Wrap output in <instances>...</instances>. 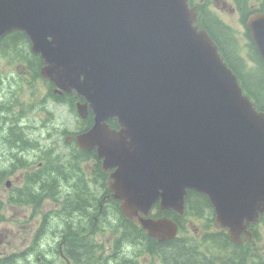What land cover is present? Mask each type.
I'll return each instance as SVG.
<instances>
[{
  "label": "water",
  "instance_id": "water-1",
  "mask_svg": "<svg viewBox=\"0 0 264 264\" xmlns=\"http://www.w3.org/2000/svg\"><path fill=\"white\" fill-rule=\"evenodd\" d=\"M246 24L264 61V13ZM13 29L51 64L49 76L90 101L95 124L78 144L117 166L114 195L148 234L169 239L176 224L138 212L160 197L182 213L187 188L209 196L235 241L264 211V111L188 0H0V36ZM112 117L118 131L100 126Z\"/></svg>",
  "mask_w": 264,
  "mask_h": 264
},
{
  "label": "trees",
  "instance_id": "trees-1",
  "mask_svg": "<svg viewBox=\"0 0 264 264\" xmlns=\"http://www.w3.org/2000/svg\"><path fill=\"white\" fill-rule=\"evenodd\" d=\"M201 23L202 25L208 30L210 31V33L212 34V30H210V28L208 27V23L205 21V19L203 18V16L201 15ZM217 23H214V28L213 30L215 31V33H217L218 35V31L219 29L216 28ZM213 26V25H212ZM218 29V30H217ZM214 33V32H213ZM214 39L218 42L217 36L215 34H213ZM11 38H12V49L14 50V56L19 59V60H23V61H28V64L33 63L35 68L40 65L41 60L35 56H32L31 54L28 53V55L25 53L26 51H28V47H27V43L23 42V41H27V37L24 35L23 32L21 31H17L14 30L12 32L9 33V35L6 37V41L7 43L11 42ZM220 38V37H219ZM22 42V43H21ZM219 43V42H218ZM222 51V55L224 56L227 64L229 65V67L237 74V76L239 77L240 81H241V85L244 88V91L248 94H250V96L254 97V90L258 91L259 89L262 88V91H264V77H260V76H251L249 73H247V70H245V63L243 61V59L237 58L236 56H234L233 54H230L226 51L223 50V48H221ZM11 57H13L11 55ZM258 65L261 68H264V64L262 63L261 60L258 61ZM257 66V65H256ZM264 76V75H263ZM256 77V78H255ZM256 87H259V89L257 90ZM257 106L261 109H264V99L263 100H259V99H255ZM111 124H115V121H111ZM72 176H68L67 178L63 177L53 171H42V173H40L39 178L35 179L33 182L35 181H43V182H53V184H57L56 180L58 182H62L64 184L66 193L70 194L67 195V197H69V199H67L68 205H72L74 206L76 203H80V201H84L82 199V196L79 194L78 190H77V182H71ZM52 185V187L55 188V186ZM70 191V192H69ZM210 208V205L208 203L207 198L200 194L197 193L193 190H188L186 195H185V212L186 214H194V215H198L201 216L204 214V212ZM114 209V207H113ZM115 211V209H114ZM157 214H159V210H156ZM169 217L175 219L176 221L179 222V224L181 225V221L179 220L180 216L175 214L172 211H167L166 213ZM261 220L264 222V215L262 216ZM129 231L128 234H130L129 232H131L129 239L133 240L134 239V235H139L140 232L139 231H133L135 225L131 222L128 221L126 222ZM183 226H180V228ZM146 240L150 242L151 246L150 248L153 251L159 252L161 254V256H166L168 258L169 261H171L172 263H176V264H192L195 261L198 260H203V258H206L204 256V254H202V252H206L209 251V261L210 263L213 262V260L217 259L219 257V253H220V248H213L210 244H207V247H200L198 248V250L193 247V246H189L183 243V239L179 238L177 240L173 239L171 241H169L167 246L163 245L164 243L158 244L155 242L154 239H152L151 237L145 236ZM208 237L214 241H216L219 245V241L217 239V237L211 233L208 234ZM74 240H71V251H74L72 248H74ZM76 242V241H75ZM77 247H78V242H76ZM232 243H230V241L228 240L227 236L225 235V240H224V244L222 246H225L224 249H228ZM232 247V246H231ZM230 247V248H231ZM242 252L235 254L237 258L239 259H244L246 257V254L244 252V248L241 247ZM234 252H237V248H234ZM191 258H193V260H191ZM1 263V262H0ZM2 264V263H1ZM260 264H264V261H261Z\"/></svg>",
  "mask_w": 264,
  "mask_h": 264
},
{
  "label": "rangeland",
  "instance_id": "rangeland-1",
  "mask_svg": "<svg viewBox=\"0 0 264 264\" xmlns=\"http://www.w3.org/2000/svg\"><path fill=\"white\" fill-rule=\"evenodd\" d=\"M220 5H217L216 11L218 13V15L225 20L228 23H231L235 26V28L239 31L238 34H241V30H243L242 25L240 24V22L238 21V18H236V16L232 17L229 14L220 11ZM241 47L243 49V51L245 52V39L244 37L241 39L240 41ZM243 58H247V54L245 52V57ZM250 64V63H249ZM13 72H19L22 73L23 69L16 66L14 69H12ZM46 86L45 82L44 84H40L39 87L44 89ZM65 123L66 126L70 128V126L72 127L73 122H74V113L69 111V109H67L66 107V112H65ZM1 212L5 215V220L0 222V249L4 246L7 245L8 242L11 243L12 246L16 245L15 248L18 250L21 246L25 245L28 242V236L26 235V233L24 232H20L18 233V235H14L16 234V228L19 226L24 227V230L26 231L27 228L30 226L29 224H26V222H24L21 218L22 213L20 212L18 207H3L1 209ZM24 215H28V214H23ZM204 224V221L198 218H192L187 222V227L189 231L194 230V228H202ZM260 231L263 234V238H264V228L260 227ZM24 243V244H23ZM260 244H262V246H264V240L260 242ZM12 250V249H11ZM9 250V251H11Z\"/></svg>",
  "mask_w": 264,
  "mask_h": 264
},
{
  "label": "flooded vegetation",
  "instance_id": "flooded-vegetation-1",
  "mask_svg": "<svg viewBox=\"0 0 264 264\" xmlns=\"http://www.w3.org/2000/svg\"><path fill=\"white\" fill-rule=\"evenodd\" d=\"M224 6H226L225 1H223ZM230 9H232L230 6H228V10L231 11ZM29 169H31V166L29 167ZM22 181L23 178H18ZM71 182H77V190L79 192V194L82 196V199L89 203L90 205H93L92 202L94 201H110L111 199V192L109 193L108 189L104 186V184H102L99 180H97L96 178H88V177H84L82 179L79 180H74L72 179ZM63 189H65V187L63 186ZM110 209H112V206L110 205L109 207ZM106 210V208L104 209ZM37 218L38 216L35 217V222H37ZM37 225L34 224V227L36 228ZM29 231L31 232H35L36 229L33 228H28ZM109 229L111 230H123V227H109ZM21 229H16V234L19 233ZM92 230H95V227L92 228ZM110 238H114V235L110 236ZM35 240V239H34ZM75 248L78 249L80 247V242H78V247L77 244L75 243ZM13 246L11 245L10 242H8V248H12ZM124 244L122 243L120 247H116V248H110L109 247V251H108V255H110V257L106 258L104 257V259L106 260L105 264H128V260L126 257V253L124 252ZM4 249V248H3ZM122 256V257H120ZM125 256V257H124ZM37 260L40 261V259L37 257ZM43 260H47V259H43ZM63 264H80L82 262H86L87 259H83L81 257H67V258H63L62 259ZM0 262L2 264L5 263V260L3 258H0ZM46 261H43L42 264H46Z\"/></svg>",
  "mask_w": 264,
  "mask_h": 264
},
{
  "label": "bare ground",
  "instance_id": "bare-ground-1",
  "mask_svg": "<svg viewBox=\"0 0 264 264\" xmlns=\"http://www.w3.org/2000/svg\"><path fill=\"white\" fill-rule=\"evenodd\" d=\"M2 171V168H0V172ZM56 182H57V184H52V185H54L55 186V188L54 187H52L53 189H56V190H58V191H61L62 189H63V186H64V184L63 183H59L57 180H56ZM65 190V189H64ZM49 192H52V190L51 189H49L48 190ZM68 195V194H67ZM69 196H70V194H69ZM108 206H110V205H108ZM1 264V263H0Z\"/></svg>",
  "mask_w": 264,
  "mask_h": 264
}]
</instances>
